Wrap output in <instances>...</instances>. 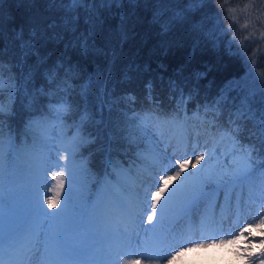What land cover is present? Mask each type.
Listing matches in <instances>:
<instances>
[{
    "label": "trees",
    "instance_id": "16d2710c",
    "mask_svg": "<svg viewBox=\"0 0 264 264\" xmlns=\"http://www.w3.org/2000/svg\"><path fill=\"white\" fill-rule=\"evenodd\" d=\"M237 1L215 0L201 11L186 13L183 21H172L174 11L188 7L187 0H121V5H98L99 19L93 17L91 23L80 8L78 19L69 26L70 14L61 0H3L0 62L3 80L10 82L11 89L0 96L12 95L4 114L6 137L11 130L18 145L25 140L31 143L23 134L29 120L49 121L48 132L64 128L79 143L76 179L81 180V168L85 176L95 172L91 185L96 187L104 174L107 185L101 183L97 193L105 187L115 197L121 195L122 184L135 181L145 164L138 156L153 150L141 129L146 119L134 117L192 124L207 136L222 131L235 140V148L260 150L264 147L260 133L264 40L230 19L226 10ZM157 7L162 14L154 19ZM263 7L264 0H259L254 9L257 16ZM217 12L222 26L229 29L225 40L235 37L232 51L226 42L213 46L195 30L207 16L204 30L219 31L213 19ZM168 23L169 29L162 28ZM32 28L36 29L35 48L28 52L15 33L23 29L24 38L29 39ZM81 36L88 39L87 51L81 50ZM236 45L256 61L254 69L236 56ZM66 103L71 110L54 119V110ZM137 125L139 135L133 137L137 142L130 144L128 137ZM255 159L256 176L230 182L247 196L249 189L256 190L257 177L264 172V155ZM216 188L213 184L205 190ZM76 189V196L85 192V187ZM7 195L5 189V202ZM47 222L52 224L51 218Z\"/></svg>",
    "mask_w": 264,
    "mask_h": 264
},
{
    "label": "snow or ice",
    "instance_id": "6c2138e0",
    "mask_svg": "<svg viewBox=\"0 0 264 264\" xmlns=\"http://www.w3.org/2000/svg\"><path fill=\"white\" fill-rule=\"evenodd\" d=\"M52 2L54 3L55 0ZM187 2V8L174 11L173 17L170 18L172 21H183L187 18L186 13L201 11L208 5L214 4L215 0H187ZM61 4L70 14L68 21L71 26L78 19V9L85 10L89 16L88 22L91 23L93 17L99 19L96 15L98 5L105 8L114 4L121 5V0H67L66 4L61 0ZM2 6L3 0H0V8ZM226 11L230 19L235 21L236 17L231 15L234 9L228 8ZM161 14L162 10L157 7L154 19ZM204 19H207V16ZM204 19L200 25L194 26L202 38L213 46L218 42H226L229 51H232L236 40L235 37L225 40L229 29L222 26L223 20L219 12L213 14L219 31L216 28L205 31ZM2 23L3 13L0 12V25ZM170 26V23L163 24L162 28L167 30ZM2 31L3 28L0 27V34ZM29 31V39L24 38L23 29L15 33V39L21 42L24 50L31 52L35 48L32 40L36 37V29L32 28ZM80 46L82 51H87L86 36H81ZM235 54L245 65H251L254 69L256 61L245 53L241 45H236ZM3 73L4 65L0 62V92L5 87ZM8 87L10 90V82ZM5 107L4 104H0V264H29L36 243L40 217H48L52 220L47 234V264H122L124 256L136 254L147 256L146 264H151L154 250L168 243L169 237L177 245L180 243L177 234L169 227L174 210L192 207L202 199L215 195V192L205 190L208 185L214 184L217 188L222 185L226 187L230 182L235 183L256 176L258 169L254 168L255 156L264 155V147L260 150L255 146L242 148L240 157L231 165V172L226 173L220 169L218 160L213 163L212 152L195 155V163H193L191 154H188V158H183L187 152L180 144L176 145L171 155L166 149L152 150L147 155L138 156V159L146 165L144 175L139 176L131 184H122L124 194L115 199H109L101 194L94 204H77L74 201L73 191L77 183L76 152L79 143L75 140L67 146L57 143L59 137L53 140L48 136L49 121L39 119L29 120L25 125L23 134L30 137L31 143L25 140L18 145L11 130L6 137ZM70 110V104L60 105L54 110V119L60 120ZM133 119L144 120L155 117ZM139 129L140 125H137L136 131L129 135L130 144L137 142L133 137L139 135ZM260 133L264 142V116L261 118ZM5 153L10 161L17 158L23 160L18 170L7 177L6 202L2 165ZM53 159L55 164L52 163ZM52 167L59 168V171L51 172L54 183L47 189L51 193L48 195L42 190L51 183L47 180V176ZM189 167L193 171H189ZM261 167H264V164H261ZM80 171L82 174L83 168ZM176 181L178 183L174 184ZM66 182L67 191H65ZM137 183L140 185L139 188L135 186ZM62 193L63 206L57 212H49L48 208L55 209L61 204ZM254 197L264 201V172L257 177L256 190L248 191V198L251 200ZM229 198L226 195V199ZM239 200L240 197L237 196V204ZM137 218L142 225H149L143 229V236L125 226L127 223H134ZM256 229H260L259 234L264 237V218H261L255 226L248 224L241 228L232 239L220 240L219 243L238 244L244 239L245 232L253 236ZM212 243L215 244L216 241ZM260 244L262 246L260 255L264 256V239H261ZM203 247L205 245L202 243L192 244L189 247L179 246L171 252L165 264H176L186 253ZM123 264H141V260L127 259L123 260ZM259 264H264V259H260Z\"/></svg>",
    "mask_w": 264,
    "mask_h": 264
},
{
    "label": "rangeland",
    "instance_id": "374dc122",
    "mask_svg": "<svg viewBox=\"0 0 264 264\" xmlns=\"http://www.w3.org/2000/svg\"><path fill=\"white\" fill-rule=\"evenodd\" d=\"M258 1L259 0H238L234 4L235 6L232 7L236 17L234 22H238L239 25H244L247 29L254 31V38L264 40V12L261 10L262 13L258 16L254 12ZM4 84L5 87L3 91H9V82L4 81ZM7 94L8 95L5 97L0 96V104L6 106L5 111L9 110L11 107L12 95L10 92H7ZM127 118L131 126L134 127V121L130 116H127ZM141 129L144 134L147 135L149 143L153 145V150L166 149L169 155H171L176 145L180 144L181 148H186L187 152L183 158L186 159L188 158V154H191L193 163H195V155H199L203 152H212L214 154L213 163H216L218 160L220 169L226 173L231 172V165L241 155V149L235 148V140L230 136H226L222 131H217L207 136L204 131L197 129L195 125H182L172 121L163 124L157 119L144 120ZM48 136L53 140H57L59 137L57 143H62L63 146H67L74 139L69 138L62 127H56L53 131H49ZM54 155L53 153V156ZM52 163L55 164V159H53ZM12 164L14 169L10 170L9 167L11 162L8 155L5 153L2 165L5 172L6 190V177L18 170L23 164V160L17 158L12 161ZM76 164H78L77 160ZM145 167L146 165L144 164L137 171L135 180H137L139 176L144 175ZM197 167L200 166L197 165ZM54 171H59V168L52 167L49 169L47 180L51 181V183L42 190L48 195H51L47 189L54 183L51 177V172ZM189 171H193V169L189 167ZM96 175L97 173L91 172L89 175L85 176L83 172L81 180L76 179L77 183L74 188L85 187L84 194L80 192L79 196L74 195L77 189L73 191V196H75L74 200H81L79 204H88V200L95 201L94 203L97 202L98 195L93 194L94 186L91 185V181H95ZM99 179L102 182L106 179V176L103 178L100 174L98 180ZM175 183H178V181L174 182V184ZM135 186L137 188L140 187L138 183ZM65 191H67V182L65 184ZM209 192H215V195L202 199L192 207L174 210L169 227L172 232L177 234V239L180 243L177 245L171 240V237H169L168 243L154 250L156 254L153 255L151 264H165V260L171 255V252L176 250L179 246L189 247L192 244L201 243L204 244L205 247L197 248L186 253L176 264H259V260L264 259V256L260 255L262 251L260 241L264 239V237L254 243L249 242L245 247L242 246L241 242L248 239V235L246 234H244V239L238 244L225 243L221 245L219 243L220 240L228 241L232 239L233 235L238 234L242 222L244 225L252 224L253 226L259 223V220L264 218V201L255 197L250 200L246 194L235 190L230 183H228L226 187L220 186ZM122 194H124V192H122ZM63 195L62 193L60 206H63ZM102 195L109 199H115L107 190ZM226 195L230 198L226 199ZM237 196L240 197L239 204H237ZM45 207L47 208V205H45ZM47 210L49 212L59 211L57 208H48ZM47 219L49 218L40 217L38 221L36 243L30 256L29 264H47V234L50 231L51 225L47 222ZM125 226L130 230L139 232L141 236L144 234L143 229L149 227L147 224L142 225L139 218H137L134 223H127ZM213 241H216V243L213 244ZM243 248L247 249V252L249 250L247 255L242 254L244 251ZM127 259H140L141 264H146L148 257L138 254L124 256L122 258V264L123 260Z\"/></svg>",
    "mask_w": 264,
    "mask_h": 264
},
{
    "label": "bare ground",
    "instance_id": "6f19581e",
    "mask_svg": "<svg viewBox=\"0 0 264 264\" xmlns=\"http://www.w3.org/2000/svg\"><path fill=\"white\" fill-rule=\"evenodd\" d=\"M161 123H163V124H167V123H169V121H167V120H159ZM104 184H106V181L105 180H103L102 181ZM246 225H244V223L242 222L241 223V228H243V227H245ZM260 229L259 230H255V233L253 234V236H249V234L247 233V232H245V234L246 235H248V239L246 240V241H242L241 242V244H242V246L243 247H245L249 242L250 243H254L255 241H257V240H259V239H261L262 237L260 236ZM244 249V251H243V253L242 254H244V255H247L248 254V252H249V250H248V252H247V249H245V248H243Z\"/></svg>",
    "mask_w": 264,
    "mask_h": 264
}]
</instances>
